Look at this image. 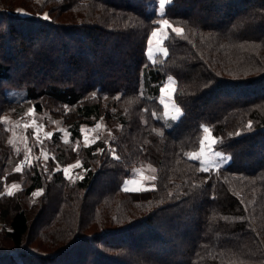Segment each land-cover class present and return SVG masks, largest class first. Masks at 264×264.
<instances>
[{"label":"trees","instance_id":"trees-1","mask_svg":"<svg viewBox=\"0 0 264 264\" xmlns=\"http://www.w3.org/2000/svg\"><path fill=\"white\" fill-rule=\"evenodd\" d=\"M15 1L0 0V219L16 249L0 263L264 264V93L243 91L264 82V0ZM160 19L168 54L152 61ZM169 75L175 119L159 101ZM32 113L53 131L19 128L28 152L14 126ZM83 125L100 128L89 144ZM205 128L228 164L190 158ZM43 146L63 168L40 164ZM140 168L152 186L125 190ZM30 236L43 245L24 249Z\"/></svg>","mask_w":264,"mask_h":264},{"label":"rangeland","instance_id":"rangeland-1","mask_svg":"<svg viewBox=\"0 0 264 264\" xmlns=\"http://www.w3.org/2000/svg\"><path fill=\"white\" fill-rule=\"evenodd\" d=\"M210 1L211 0H207V2H210ZM224 1L229 2L230 0H223L222 2H224ZM251 1L253 2L254 0H251ZM15 2L19 3V2H22V0H16ZM219 2L220 1H218V0H214V2L212 0V3H214V6H217L219 4ZM20 5L21 4H17V7H18L17 9L20 8L18 11L22 14H25V13L28 14V12L26 10L19 7ZM258 5L261 6L262 9L264 10L263 5H260V3H258ZM245 7L246 6H244V8ZM164 8H165V6H163L162 8L159 7V10H161L163 12ZM45 14H46V12L43 13V15H45ZM163 20H167V19H160V21L158 22L159 23L158 26L162 24ZM168 24L171 25V22L168 21ZM159 31L160 30L158 29V32ZM168 32H170V27L168 28ZM54 35H55V31H54ZM161 39H162V33L159 32V35L157 36L156 41H161ZM156 41H154V42H156ZM154 42H151V45L154 44ZM161 48H162V45H161ZM161 55H163V52L161 53ZM169 77H171V78H169ZM168 78L173 79V82H169ZM168 78L162 87L171 83L174 91H170L168 93H162L161 92L160 96L165 95L169 98H172L176 102L177 82L175 80V77H173L172 75H169ZM257 85L258 86H254V87L251 86L250 89L245 88V89H243V91L247 94H250V95H252L253 93H256V92H258L260 94L264 93V82H261L260 84H257ZM251 89H255V91H253ZM177 109H179V111H177ZM184 112H185L184 109L177 102L174 106L165 108V113L169 117L180 118L181 116H183ZM82 127H83L82 128V133H83V138H82L83 141L82 142L84 144H89L98 138V136H99L98 130L100 128H98V127L96 128L93 125H83ZM19 128H23L25 131L27 130L26 128H29L33 133L32 134L33 138L37 139L39 142L41 141V139H44L45 137H49V134H51L53 131L52 127L49 128L45 124V121L43 119V115H40L39 113H32L30 115V117L28 118V120L23 121L21 123V125L19 122H17V124H15V126H14L13 140L18 144L17 146L19 148L23 147L26 150H28V152L30 149L29 148V145H30L29 134L27 132H20ZM85 136H87V142L85 140ZM205 137H208V139L206 140ZM202 146H203V154H201ZM216 152H219L220 155H215ZM28 154H31V153H28ZM37 154H38L37 157H39L40 164H42L43 167L46 168V170H48V168H53V167H55V169L53 171H56L59 168H63L59 164H55V165L49 164V160H50L49 157L51 155V152L47 148H44V146L41 147V151ZM192 154H195L198 157L202 166L205 168H211V167H217L220 165H226L231 160V154L230 153H228V152H226V151H224L221 148L216 146V137L209 130L207 132H204L200 147L197 150L193 151ZM30 157H31V155H30ZM30 157L27 158V161L32 160L33 156L31 158ZM78 161L79 160H77L73 163H70L69 165H66V167H64V168H68L70 165L77 164ZM23 165H24V161L19 162V164H17V166H16V169L19 167L20 171H23L24 170ZM79 165H80V161H79ZM78 167H76V168H78ZM76 168H70L69 169V177L70 178H73V179L75 178V176H76L75 169ZM15 177H19V174H17ZM22 177L24 178V176H22ZM153 178L154 177H152L151 173H148L144 169L140 168L139 171L134 176L128 178L125 181L126 187L125 186H123V187L127 188L128 190H139V189H142L145 187L148 188V187L152 186ZM13 184H16L17 187L13 188L12 187ZM21 187H23L22 180H13L7 185L8 192H13V190H15V189H21ZM2 193L3 192L0 190V195ZM35 193H39V195L34 196L35 199L36 198L38 199L43 194V189H39ZM37 212L39 213L38 208L35 209L33 213L35 214ZM4 228H5L4 222L0 219V255L5 254V253H9L10 251L16 249L14 246L10 245V243H9V241L5 235V229ZM31 239H32V236H30V238L27 240V247H24V249L30 247L29 246L30 241L32 242L33 245H35V244H38L40 246L43 245V243H40V241H42L40 238L38 240H36L35 238L32 240ZM47 247L48 246L46 245V248ZM92 247L93 246L91 245L88 248H86L87 262L88 261L91 262L94 258L95 253H94V250ZM68 256H64V257H62V259L52 260L51 261L52 263H48V264H74V263H69V262L63 263L64 262L63 259H65L67 261ZM0 264H2V263H0Z\"/></svg>","mask_w":264,"mask_h":264},{"label":"snow or ice","instance_id":"snow-or-ice-1","mask_svg":"<svg viewBox=\"0 0 264 264\" xmlns=\"http://www.w3.org/2000/svg\"><path fill=\"white\" fill-rule=\"evenodd\" d=\"M165 3H166V0H159V5H160L161 8L164 6ZM25 14H26V13H25ZM44 18H45V19L48 18L47 14L44 15ZM161 27H162V28H169V27H171V25L168 24V21H167V20H163V22H162V24H161ZM173 31H174L177 35H179V34H181V33L183 32V30H182L181 28H173ZM151 35H152L153 38H156V37L159 35V32H158V31H153V32L151 33ZM157 42L160 43L161 41H157ZM148 43H149V45H151V40H150ZM149 53H151V48H150V47H149ZM170 91H174V89L172 88L171 83H169L168 85H166V86H164V87L161 88V92H162V93H168V92H170ZM161 103H164V101L161 100ZM165 108H167V105H165ZM177 111H179V109H177ZM174 119H175V117H174ZM250 126H251V125H249V127H250ZM97 127H99V125H97ZM204 131L207 132L208 129L205 128ZM50 135H51V134H49V136H50ZM205 139L207 140L208 137H205ZM85 140H86V142H87V136H85ZM110 151H114V150H110ZM201 154H203V146H202V148H201ZM215 155H220V153H219V152H216ZM190 158H192V159H198V157H197L195 154H192ZM26 159H27V158H26ZM78 166H79V161L77 162V164L70 165L68 168H64L62 171L64 172V175H65L66 177H69V169H70V168H76V167H78ZM57 170H59V169H57ZM205 170H206V169H205ZM16 171H20V168L18 167V168L16 169ZM153 179H154V178H153ZM12 187L15 188V187H17V185H16V184H13ZM125 190H128V189L125 188ZM8 195H12V193L9 192ZM33 195L36 196V195H39V193H33Z\"/></svg>","mask_w":264,"mask_h":264},{"label":"crops","instance_id":"crops-1","mask_svg":"<svg viewBox=\"0 0 264 264\" xmlns=\"http://www.w3.org/2000/svg\"><path fill=\"white\" fill-rule=\"evenodd\" d=\"M167 2H168V0H166V3L164 4V6H166V4H167ZM158 29L160 30L159 32L160 33H162V36L164 35L163 33V31L159 28V26H157L155 29H154V31H158ZM156 39H157V37L156 38H153L152 37V35H150V38H149V41L151 40V42H153V41H156ZM159 40V39H158ZM165 39H161V42H160V44L162 45V50H163V55L164 56H166L167 54H168V50H167V48H166V46H165V44H164V41ZM148 41V42H149ZM161 100H163L164 101V103H161L164 107H165V105H167V107H171V106H174L175 104H176V102H175V100H173L172 98H169V97H167V96H165V95H162V96H160L159 97V101L161 102ZM127 180V179H126ZM125 184V182L123 183V186H125L126 187V184ZM128 185V184H127ZM124 187V188H125ZM145 188H147V187H145Z\"/></svg>","mask_w":264,"mask_h":264},{"label":"built area","instance_id":"built-area-1","mask_svg":"<svg viewBox=\"0 0 264 264\" xmlns=\"http://www.w3.org/2000/svg\"><path fill=\"white\" fill-rule=\"evenodd\" d=\"M159 28L164 32L163 33L164 35L162 36V38L165 39L167 37V34H168V28H162L161 25H159ZM149 47L151 48V53H149ZM162 52L163 51H162V48H161V44L158 43L157 41L154 42V44H152V45H148L147 55L149 56V58L152 61H154ZM169 78H171V77H169ZM168 81L169 82H173V79H169ZM175 118H177V117H175Z\"/></svg>","mask_w":264,"mask_h":264}]
</instances>
